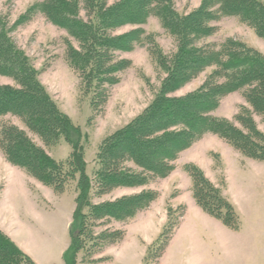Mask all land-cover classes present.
Returning a JSON list of instances; mask_svg holds the SVG:
<instances>
[{
  "label": "trees",
  "instance_id": "16d2710c",
  "mask_svg": "<svg viewBox=\"0 0 264 264\" xmlns=\"http://www.w3.org/2000/svg\"><path fill=\"white\" fill-rule=\"evenodd\" d=\"M85 11V17L81 11ZM64 29V57L80 79V89L89 97L95 114L110 96L119 74L131 66L122 52L148 45L158 69L165 73L153 101L120 129L105 137L96 155L95 174L98 193L113 189L143 187L152 179L165 178L175 169L179 154L190 148L206 133L224 139L243 155L264 161V132L254 114L264 120V55L245 43L227 38L219 45L206 39L217 32L215 22L223 16H237L264 39V3L260 0H203L189 13H180L173 0H38L18 23H26L36 13ZM156 17L170 35L176 50L166 53L146 33L142 25ZM132 26L126 32L117 30ZM214 67L203 83L184 96L172 95L207 68ZM0 75L15 84L0 83V117H18L24 128L13 123L0 127V151L11 164L55 191L79 175L77 207L70 225L71 243L65 253L67 264H76L85 244L88 218L125 221L134 218L158 198V191L143 188L105 203L92 204L87 199L90 179L85 172L82 132L59 107L38 78V72L10 37V30L0 16ZM236 91L250 107L242 106L234 120L212 115L223 97ZM33 133L46 147L61 139L71 147L69 157L57 161L29 135ZM192 182L196 204L210 216L232 230L241 226L234 204L214 185L197 165H183ZM87 207L88 212L83 208ZM168 221L158 238L146 252L162 253L177 222L171 220L172 207L167 208ZM170 218V219H169ZM180 218V217H179ZM106 220V221H107ZM89 232V231H88ZM123 230L106 229L95 237L102 246L117 242ZM159 257V256H158ZM0 264H35L6 233L0 229Z\"/></svg>",
  "mask_w": 264,
  "mask_h": 264
},
{
  "label": "rangeland",
  "instance_id": "374dc122",
  "mask_svg": "<svg viewBox=\"0 0 264 264\" xmlns=\"http://www.w3.org/2000/svg\"><path fill=\"white\" fill-rule=\"evenodd\" d=\"M37 1L0 0V16L16 46L34 64L48 93L81 129L85 172L90 179L87 199L96 205L143 188L158 191V198L134 218L109 222L89 217L88 225L92 226L88 227L89 232H85L87 237L76 264H144L146 252L153 244L151 241L168 221L169 206L172 207L171 220L178 225L164 251L160 254L151 252L146 264H264V161L243 155L215 134L206 133L181 152L169 176L156 177L143 187H119L98 193L96 155L102 140L129 123L153 101L165 73L158 69L148 45H138L133 51L120 53L121 58L132 61L131 66L119 74L120 81L111 87L107 102L95 114L89 97L84 96L80 89L78 75L64 57L67 32L40 12L28 22L18 23ZM115 1L109 0L110 3ZM173 1L180 13H189L203 0ZM260 1L264 3V0ZM81 16L85 17L84 10ZM214 25L217 32L207 38V42L219 45L225 39L233 38L264 55V39L237 16H223ZM131 28L125 26L116 33ZM142 28L146 33L155 34V40L164 52L176 50L173 38L165 32L158 18L150 17ZM213 69L207 68L172 95L184 96L195 91ZM0 83L15 84L11 78L1 75ZM242 106L250 107L243 91H236L223 97L212 115L234 120ZM253 116L258 128L264 132L262 116ZM4 123L24 128L18 117L11 114L0 117V127ZM29 135L57 161L66 160L71 153L72 147L64 139L55 146L46 147L33 133L29 132ZM188 162L203 169L207 178L220 187L234 204L241 222L239 230L225 227L197 206L198 210L188 207V202H194L192 182L183 168ZM78 178L79 175L68 180L65 189L57 192L8 162L0 151V227L35 264H67L65 253L71 243L70 225L77 207L76 199L80 195ZM88 209L84 207L83 211L88 212ZM184 217L187 227L179 233L178 242L170 247V240ZM106 229L123 230L122 238L102 246L93 245V242H99L95 237Z\"/></svg>",
  "mask_w": 264,
  "mask_h": 264
},
{
  "label": "crops",
  "instance_id": "0c3cea01",
  "mask_svg": "<svg viewBox=\"0 0 264 264\" xmlns=\"http://www.w3.org/2000/svg\"><path fill=\"white\" fill-rule=\"evenodd\" d=\"M189 163V162H188ZM203 170V169H202ZM204 171V170H203ZM191 197H192V194H191ZM193 198V197H192ZM194 200V199H193ZM188 207L190 206L191 207V209H193V210H198V208H196V206L197 207H199L197 204H196V202H195V200H194V202L191 200L190 202H188ZM200 208V207H199ZM205 214H207L202 208H200ZM199 213V212H198ZM208 216H210L209 214H207ZM210 217H212V216H210ZM212 218H214V217H212ZM214 219H216V218H214ZM216 220H218V219H216ZM186 221V219H185V217H184V219H183V221H182V223L180 224V227L176 230V233L174 234V236H173V238H172V240H170V247H171V245H172V243H175V242H178V235H179V233H182L183 231H184V229L187 227V225L186 224H184V222ZM218 221H220V220H218ZM221 222V221H220ZM222 223V222H221ZM223 224V223H222ZM186 225V226H185ZM224 225V224H223ZM0 226H1V224H0ZM225 226V225H224ZM2 227V226H1ZM0 227V229L4 232V233H6L9 237H10V235L7 233V232H5L2 228ZM128 227H130V226H128ZM226 227V226H225ZM228 228V227H227ZM160 232H161V229L159 230V233L156 235V237L151 241V244L152 243H154V241L158 238V236L160 235ZM11 238V237H10ZM12 239V238H11ZM193 243V242H192ZM150 244V243H149ZM26 253V252H25ZM144 256V255H143Z\"/></svg>",
  "mask_w": 264,
  "mask_h": 264
}]
</instances>
